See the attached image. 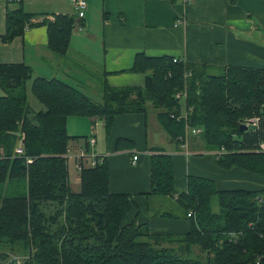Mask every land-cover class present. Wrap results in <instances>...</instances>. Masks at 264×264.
I'll use <instances>...</instances> for the list:
<instances>
[{
	"label": "trees",
	"instance_id": "16d2710c",
	"mask_svg": "<svg viewBox=\"0 0 264 264\" xmlns=\"http://www.w3.org/2000/svg\"><path fill=\"white\" fill-rule=\"evenodd\" d=\"M36 17L21 7L7 12L1 41L10 43L27 28L46 26L47 49L64 55L75 17L59 14L34 22ZM129 71L143 74L144 86L104 84L100 102L61 80L35 78L31 93L42 109L34 112L26 93L30 68L0 63V262L6 251H23L29 255L25 264H264V183L220 190L212 179L188 176L186 189L178 192L171 156L149 148L150 190L142 195L175 198L190 223L181 235L125 222L134 203L128 194L110 193L106 158L80 170L79 190L70 189L68 144L85 137L68 135V118L101 120L109 130L117 116L147 115L149 109L174 143L180 145L186 125L201 128L204 151H225L215 157L221 169L264 178V70L218 71L137 53ZM178 93L185 99H177ZM183 113L186 117L177 120ZM254 116L262 118L260 125L241 130ZM19 142L21 155L15 152ZM133 147L120 138L115 149ZM166 243L178 246L160 247ZM193 247L205 252L204 261L189 257Z\"/></svg>",
	"mask_w": 264,
	"mask_h": 264
},
{
	"label": "crops",
	"instance_id": "0c3cea01",
	"mask_svg": "<svg viewBox=\"0 0 264 264\" xmlns=\"http://www.w3.org/2000/svg\"><path fill=\"white\" fill-rule=\"evenodd\" d=\"M86 3L85 15L78 19L70 0H21L19 3L0 0V36L5 34L6 13L20 7L37 15L34 22L52 21L59 14L75 17L68 49L61 56L47 49L46 26L27 28L10 43L0 39V63L24 64L31 70V79L26 83L27 100L35 78L61 80L95 102L101 101L104 84L114 88L143 87L145 76L129 71L137 53L169 56L218 71L228 67L264 70V0H189L186 3L182 0H86ZM29 107L34 112L42 109L41 105L37 110ZM83 119L88 120L85 125L72 122V126L86 129L75 135L68 132L67 120L69 136L85 137L69 141V155L73 158L86 149L89 155L106 158L110 193L128 194L134 203L125 222L146 224L154 233L181 235L188 232L190 223L176 209L180 207L174 197L158 199L142 195L150 190L149 148H161L171 156L178 192L186 189L188 176L212 179L220 190L254 189L264 183V178L241 169H221L215 161L217 152L204 151L198 137L190 139L185 151L161 128L154 110L149 109L147 115H119L109 130L101 120ZM90 130L95 139L93 147L87 146L91 137L84 136ZM120 138L132 141L133 149L116 150V141ZM134 155L137 156L135 164L132 163ZM79 182L78 178L75 183L78 187Z\"/></svg>",
	"mask_w": 264,
	"mask_h": 264
},
{
	"label": "built area",
	"instance_id": "2783aa9c",
	"mask_svg": "<svg viewBox=\"0 0 264 264\" xmlns=\"http://www.w3.org/2000/svg\"><path fill=\"white\" fill-rule=\"evenodd\" d=\"M10 2H19L21 0H9ZM71 1V6H72V10L74 15L78 18V19H83L84 15H85V11L87 8V3L86 0H70ZM183 2H188L189 0H182ZM177 59H175L176 61ZM177 99L183 100L185 99V93H178L176 95ZM185 118L186 117V113L182 114L181 116L177 117V120L180 118ZM262 121V118H260V116H254L250 119H247L245 122H243V125H246L247 128H253L256 129L260 123ZM202 133V129L201 128H193V127H188L187 125L185 126V133L184 136L182 138H180V147L182 149H184L185 151H187L188 149V144L189 141L192 137H198L200 134ZM95 144V139L93 137L89 138L87 140V146L88 147H93ZM260 150L262 152H264V144H260ZM15 152L18 155H21L23 153L22 150V144L19 142L18 143V147L15 149ZM225 151L224 149H221L220 151H218L216 153V155L220 156L222 154H224ZM66 157H67V161L72 157L69 155V152H66ZM104 158L103 157H96L94 154L89 155L87 153V150H81L77 156H75V168L77 170H82L85 167H93L95 166L97 163H100ZM137 160V156L134 155L132 157V163L135 164ZM27 162L29 163L30 160L27 159ZM192 216L191 213H188V217ZM6 261L4 264H25L26 262L29 261V255L25 254L22 256L19 255H12L11 257L6 256L5 257Z\"/></svg>",
	"mask_w": 264,
	"mask_h": 264
},
{
	"label": "rangeland",
	"instance_id": "374dc122",
	"mask_svg": "<svg viewBox=\"0 0 264 264\" xmlns=\"http://www.w3.org/2000/svg\"><path fill=\"white\" fill-rule=\"evenodd\" d=\"M2 94V92H1V90H0V95ZM28 104L33 108V109H35V110H37L38 108H39V102L34 98V96H33V94L31 93V88H30V90H29V92H28ZM79 121H83V122H79ZM87 121L88 120H85V119H83V118H70L69 120H68V126H70L69 127V129H68V132L70 133V134H72V135H75V134H79V132H83V131H85L86 129L84 128V127H81V128H77L76 126H75V122H78V123H82L83 125H85V122L87 123ZM72 122H74L75 124H73V126H72ZM87 125V124H86ZM85 127H87V126H85ZM93 135V133H92V130H90L88 133H86V135H84V136H89V137H91ZM69 167H68V171H69V177H68V179H70V181H69V183H70V186H71V190L72 191H76L77 190V188L76 187H78V186H76L75 185V183L77 182V179L79 178V173L76 171V169H75V157H73V158H70L69 159V165H68ZM8 186H10V185H8ZM76 186V187H75ZM10 187H12V185L10 186ZM78 190H79V187H78ZM158 199H162V197H160V198H158ZM155 202L157 203L158 201L157 200H155ZM212 208H213V211L214 212H216V211H218V207H217V205H216V202H215V200H213V203H212ZM177 210H179V211H181V212H183L184 213V211L182 210V209H180V208H176ZM178 246V244L176 243H174V244H168V243H166V244H162L160 247H177ZM6 256H8L9 255V257H11L12 255H19V256H22V255H25V253L23 252V251H18V252H11V253H9V251H6ZM183 257H185L186 258V256L185 255H183ZM189 257H191V258H196L197 260H200V261H204L205 260V252H202L201 251V249L200 248H198V247H193V249H192V254L189 256ZM5 261H6V259L5 260H3V261H1L0 263L1 264H4L5 263ZM30 263V262H29Z\"/></svg>",
	"mask_w": 264,
	"mask_h": 264
},
{
	"label": "water",
	"instance_id": "95a60500",
	"mask_svg": "<svg viewBox=\"0 0 264 264\" xmlns=\"http://www.w3.org/2000/svg\"><path fill=\"white\" fill-rule=\"evenodd\" d=\"M247 126L246 125H241V130H246Z\"/></svg>",
	"mask_w": 264,
	"mask_h": 264
},
{
	"label": "bare ground",
	"instance_id": "6f19581e",
	"mask_svg": "<svg viewBox=\"0 0 264 264\" xmlns=\"http://www.w3.org/2000/svg\"><path fill=\"white\" fill-rule=\"evenodd\" d=\"M19 2H20V1H19ZM19 2H18V3H19ZM188 218H189V217H188Z\"/></svg>",
	"mask_w": 264,
	"mask_h": 264
}]
</instances>
